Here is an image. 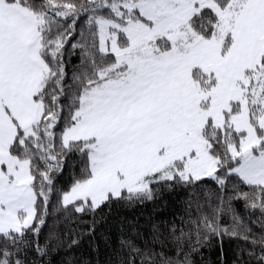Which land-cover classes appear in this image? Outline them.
<instances>
[{"label":"snow or ice","instance_id":"6c2138e0","mask_svg":"<svg viewBox=\"0 0 264 264\" xmlns=\"http://www.w3.org/2000/svg\"><path fill=\"white\" fill-rule=\"evenodd\" d=\"M54 196L93 225L152 206L112 264H211L225 238L264 264V0H0V264H80L74 229L39 239Z\"/></svg>","mask_w":264,"mask_h":264},{"label":"trees","instance_id":"16d2710c","mask_svg":"<svg viewBox=\"0 0 264 264\" xmlns=\"http://www.w3.org/2000/svg\"><path fill=\"white\" fill-rule=\"evenodd\" d=\"M70 65L74 64L75 58L69 57ZM71 71V67L69 68ZM74 161H69L62 174L57 176L56 186L57 188H66L75 174L76 169L73 167ZM185 198L183 191H178L173 198L169 207L161 213V217L164 219H178L180 216L181 204ZM56 203L55 196L52 198L50 205V215L46 218L47 225L42 230L39 237L43 243L47 240L50 230L55 229L61 234V238L64 243L67 244L70 238L67 233L73 229L75 232L73 235L80 238V244L78 247L72 250V258L79 261L80 264H112L117 259L116 257V240L120 235L121 224L120 221L125 217H137L143 223L148 214L152 212V206L139 208L134 211L128 212L124 210H113L108 212L105 210L104 218L97 216L96 223L93 225L92 217H85L83 221L77 220L74 222H66L63 218L59 217V214L55 212ZM251 221H256V217H252ZM250 226L258 236L260 234L259 223L256 221ZM95 229L92 236L88 234L90 229ZM110 237L111 244H105V238ZM57 243L53 241V244ZM251 245H246L240 240H231L225 238L222 244L216 245L214 248L205 252V259L211 262V264H234L236 260L237 251L239 248H250ZM258 251V250H257ZM242 258L247 260V253L242 254ZM68 259V252L65 248H54L44 260V264H64ZM39 264V261H38Z\"/></svg>","mask_w":264,"mask_h":264}]
</instances>
